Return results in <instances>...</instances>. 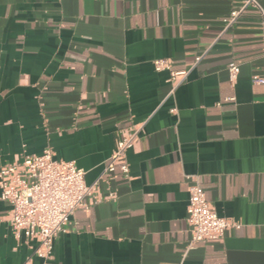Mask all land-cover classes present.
<instances>
[{"label": "crops", "instance_id": "0c3cea01", "mask_svg": "<svg viewBox=\"0 0 264 264\" xmlns=\"http://www.w3.org/2000/svg\"><path fill=\"white\" fill-rule=\"evenodd\" d=\"M243 1L0 0V170L51 149L98 189L51 264H264L262 21L250 7L225 22ZM158 59L171 70L157 72ZM186 70L172 91L171 73ZM139 127L130 178L104 176ZM195 184L239 226L222 242L190 247ZM10 211L0 200V264H44Z\"/></svg>", "mask_w": 264, "mask_h": 264}, {"label": "built area", "instance_id": "2783aa9c", "mask_svg": "<svg viewBox=\"0 0 264 264\" xmlns=\"http://www.w3.org/2000/svg\"><path fill=\"white\" fill-rule=\"evenodd\" d=\"M256 9L261 17L264 34V7L260 0H244L239 9L233 10L227 26L232 25L248 8ZM201 57L196 59V63ZM155 70H171L167 59L154 62ZM241 68L236 62L228 65V78L232 86L238 81ZM189 70L171 73L173 90L186 80ZM178 77H180L178 79ZM254 84L264 85L263 74L252 76ZM175 112V110H173ZM142 127L123 134L116 142L115 150L106 165L104 176L117 170L130 178L128 152ZM51 149L41 155H25L22 163L9 165L0 170V200L11 206L9 224L13 234L36 241V254L51 264L54 240L66 232V226L77 210L87 208L85 199L97 195V185L86 184V172L74 161L54 158ZM188 226L191 233L190 247L200 243L222 242L232 228H239L228 218L220 217L208 202L205 190L199 184L190 188Z\"/></svg>", "mask_w": 264, "mask_h": 264}]
</instances>
